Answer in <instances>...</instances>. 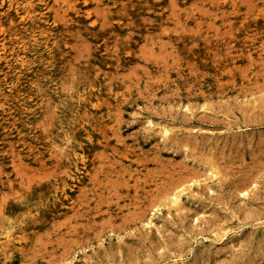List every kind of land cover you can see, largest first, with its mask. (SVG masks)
I'll return each mask as SVG.
<instances>
[{"label": "rangeland", "instance_id": "obj_1", "mask_svg": "<svg viewBox=\"0 0 264 264\" xmlns=\"http://www.w3.org/2000/svg\"><path fill=\"white\" fill-rule=\"evenodd\" d=\"M28 1L0 0L7 53ZM44 3L53 82L25 74L26 112L2 85L0 226L28 234L0 264H264V0ZM83 89L99 99L65 184L59 100Z\"/></svg>", "mask_w": 264, "mask_h": 264}, {"label": "bare ground", "instance_id": "obj_2", "mask_svg": "<svg viewBox=\"0 0 264 264\" xmlns=\"http://www.w3.org/2000/svg\"><path fill=\"white\" fill-rule=\"evenodd\" d=\"M38 3H41V0H29L26 2L22 7V14L19 13L18 6L15 7L14 16L8 20V23L12 27V33L16 44L14 46L12 45L13 47L11 46L12 48L9 49L10 51L7 53L8 49L6 48L5 43H0V61L4 60V67L6 68L3 78L0 80V100L8 99V97L3 95L4 92L2 85L5 84L9 91V95L14 93V98H18L20 101V106L23 107L25 112L28 111L29 107L31 108L32 106L30 104V100H28L29 98L25 97V91L23 90V87H21L22 79L26 77L25 74H32L34 72V65H39L41 68L38 72L35 71L34 76H41L50 83L53 82L49 69L51 64L49 58L52 56L49 51H41V47L44 50H49V46L47 45V40L49 39V27H46L48 19L44 11L48 5L44 3V6L42 7L38 5ZM12 7L14 9L13 3H10L9 8ZM3 16L4 15L0 14V19ZM30 44L32 46L29 48ZM31 52H33V55H37L39 58L29 55ZM34 81L35 80L31 81L30 83L34 84ZM50 87L57 99H59L61 95L58 93L55 83L51 84ZM98 99L99 96H97L96 100H93V98L90 96V93L83 89L82 92L76 96V98L68 93L65 96V101L59 100L60 105L63 106L61 111L63 112V115L62 117L60 116V125L57 129L58 139L63 145L70 147L72 155L71 163L73 164V167L69 169L67 175L65 176V184H67L68 181L75 182L78 178L77 163L80 160L81 152L83 151V145L81 140H79L78 135L82 134L89 138L90 132L87 124L89 125L90 113L96 108ZM2 104L3 103H1V105ZM166 133L167 131L164 130V134ZM63 195H67L65 188L63 189ZM58 201V195L55 193L52 202H38V206L36 205V207L34 205V207L36 210L39 208L48 209L50 210L51 215H55L57 212L55 205ZM32 205L33 204L27 203L26 210L31 211L32 208L34 209ZM47 206L49 207L46 208ZM1 211L2 213H8L9 209L1 207ZM4 224L5 225L0 226V250L21 245L27 238L28 234L27 229L23 228L21 225L22 221H14L11 223L7 222ZM12 224H16L15 226L18 225L19 227L15 229V226Z\"/></svg>", "mask_w": 264, "mask_h": 264}]
</instances>
